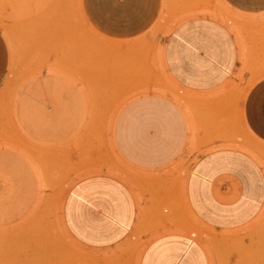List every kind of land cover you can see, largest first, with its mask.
Listing matches in <instances>:
<instances>
[{
    "label": "crops",
    "instance_id": "0c3cea01",
    "mask_svg": "<svg viewBox=\"0 0 264 264\" xmlns=\"http://www.w3.org/2000/svg\"><path fill=\"white\" fill-rule=\"evenodd\" d=\"M196 1L81 0L86 22L119 61L97 72L102 80L72 83L62 96L71 114L61 121L88 124V166L100 171L77 182L64 202V227L85 248L141 241L135 264H210L202 244L175 225L141 236L159 218L155 205L183 200L218 233L249 225L264 208L263 165L219 141L230 137L228 120L219 115L224 104L209 98L263 58L243 38H264V0H223L246 20L247 34ZM162 28L164 36L151 34ZM10 60L0 29V88ZM244 77L251 83L234 106L243 127L264 144V74ZM175 219L170 211L163 216Z\"/></svg>",
    "mask_w": 264,
    "mask_h": 264
},
{
    "label": "rangeland",
    "instance_id": "374dc122",
    "mask_svg": "<svg viewBox=\"0 0 264 264\" xmlns=\"http://www.w3.org/2000/svg\"><path fill=\"white\" fill-rule=\"evenodd\" d=\"M221 1L204 0L207 14L247 34L246 20ZM0 29L11 55L0 88V264H135L141 241L114 250L85 248L69 236L62 220L70 189L100 172L88 166V124L61 121L71 114L62 96L70 93L66 89L72 83L102 80L97 72L119 65L113 46L86 22L81 0H0ZM165 33L163 28L151 32ZM243 40L246 49L263 58L254 59L256 64H248L234 85L209 98L224 104L219 115L228 120L230 137L219 141L248 153L264 168V144L243 127L234 106L251 83L244 74H264V38ZM213 141L209 138V144ZM155 209L159 218L141 236L175 225L202 244L210 264H251L255 242L264 243V208L249 225L219 233L197 220L183 200L160 201ZM166 211L176 219L163 220Z\"/></svg>",
    "mask_w": 264,
    "mask_h": 264
},
{
    "label": "bare ground",
    "instance_id": "6f19581e",
    "mask_svg": "<svg viewBox=\"0 0 264 264\" xmlns=\"http://www.w3.org/2000/svg\"><path fill=\"white\" fill-rule=\"evenodd\" d=\"M262 235L264 236V233ZM258 236H260V235H258ZM263 239H264V237H263ZM260 242H261V240L259 241V239H258V242L256 241L254 244L253 255H252L253 256L252 257V263L253 264H261V263L264 264V243L261 242V244H260Z\"/></svg>",
    "mask_w": 264,
    "mask_h": 264
}]
</instances>
